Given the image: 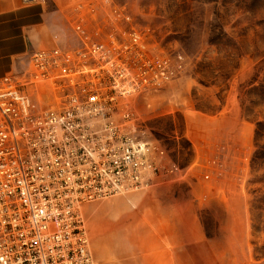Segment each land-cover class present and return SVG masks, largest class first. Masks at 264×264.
<instances>
[{
	"label": "built area",
	"instance_id": "obj_1",
	"mask_svg": "<svg viewBox=\"0 0 264 264\" xmlns=\"http://www.w3.org/2000/svg\"><path fill=\"white\" fill-rule=\"evenodd\" d=\"M99 14L97 0L79 1L74 48L40 49L29 70L0 77V264H96L82 206L177 170L133 136L130 99L174 80V62Z\"/></svg>",
	"mask_w": 264,
	"mask_h": 264
},
{
	"label": "rangeland",
	"instance_id": "obj_2",
	"mask_svg": "<svg viewBox=\"0 0 264 264\" xmlns=\"http://www.w3.org/2000/svg\"><path fill=\"white\" fill-rule=\"evenodd\" d=\"M99 19H107L118 30H136L145 46L168 54L177 69L173 88L132 96L137 117L132 128L136 139L154 145L149 155L155 164L176 165L177 170L149 175L140 189L85 203L82 208L89 249L96 264H176L175 258L155 255L162 201L196 204L216 201L219 195L193 190L194 183L212 179L213 167L222 158L200 160L185 133V116H212L223 107L238 108L250 129L249 154L238 166L240 193L227 198L242 202L247 221L246 255L240 240L226 244L225 256L197 257V264H264V0H97ZM115 14H120L119 17ZM128 16L130 19H124ZM57 34L74 48L77 39L67 19ZM30 69V64L22 71ZM46 92L48 87H43ZM35 107H46L50 93ZM117 119L119 117L117 116ZM143 131L144 133H140ZM201 131V129H199ZM204 186V185H203ZM226 199V198H224ZM189 206V205H188ZM209 206V205H208ZM187 215L190 207L176 209ZM236 213L238 209L231 210ZM218 209L198 210L210 231ZM110 236L117 255L107 246Z\"/></svg>",
	"mask_w": 264,
	"mask_h": 264
},
{
	"label": "crops",
	"instance_id": "obj_3",
	"mask_svg": "<svg viewBox=\"0 0 264 264\" xmlns=\"http://www.w3.org/2000/svg\"><path fill=\"white\" fill-rule=\"evenodd\" d=\"M79 1L83 0H0V77L24 70L31 54L40 49L63 47L66 42L57 31L64 20L72 15ZM174 83L166 88H173ZM185 121V133L195 157L200 160L218 157L223 161L219 167L221 169L213 167L210 181L204 182V186L194 183L192 189L202 188L220 197L216 201H198L196 204L162 201L155 255L171 256L176 259V264H197V257L227 255L225 242L228 244L234 238L243 244V251L238 256L246 255L247 221L244 208L242 202L227 198L240 193L238 166L242 156L249 154L250 129L241 120L234 104L223 107L212 116H185ZM186 205L192 210L187 215L176 212V209H183ZM208 205L218 209L210 231L198 214L199 209ZM234 208L238 209L236 213L231 211ZM105 229L109 234L103 235V238L107 236V246L117 255L110 239V236L115 238L116 234L109 223H106ZM136 262L133 256V261L125 264Z\"/></svg>",
	"mask_w": 264,
	"mask_h": 264
}]
</instances>
